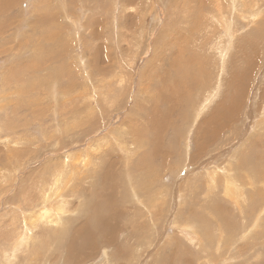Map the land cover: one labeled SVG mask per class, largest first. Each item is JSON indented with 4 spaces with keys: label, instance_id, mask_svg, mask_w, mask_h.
I'll use <instances>...</instances> for the list:
<instances>
[{
    "label": "rangeland",
    "instance_id": "obj_1",
    "mask_svg": "<svg viewBox=\"0 0 264 264\" xmlns=\"http://www.w3.org/2000/svg\"><path fill=\"white\" fill-rule=\"evenodd\" d=\"M202 1L9 0L7 1L8 4H0V264H31V259L35 254L34 247L36 250H39L38 245L41 246L40 243H37V240L42 235L47 236V232H45L47 231L46 223H38L32 229L31 238L24 240L17 247L14 245L17 240L20 241L23 233L26 236L31 234L30 231L25 232L22 225V217L25 216L30 220L33 215L39 213V208H34L31 211L30 204H33L35 202L34 199L38 198L39 194L37 191H39V184H42V187H44L47 184L46 181L50 180L44 178H52L47 172L49 173L55 168L54 166L58 165L57 167H59L64 160L67 163L70 160L69 163H74L79 173L77 174L75 172L74 177L76 178L70 182V186L76 185L74 189L77 188L82 191H80L81 197L79 196L78 199V197L73 196L72 191L68 189L70 195L68 199L72 202L70 209L76 208L81 203V200L82 203L86 200V205H88L89 199L92 201L91 196L88 198L87 192L89 190H100L101 184L103 183L102 181H98L96 184L93 182L91 175L94 168L98 162L100 163L99 166H101L116 159L104 158L102 156L100 158L101 160L98 161L97 155L99 154L101 156L103 150L117 147L116 141H113L111 137V132L116 128L119 131L122 130L121 132L124 133L123 137L125 136L124 138L126 140L123 143L124 146H130V141L133 140L135 132L146 124V109L150 107L148 101L155 98L157 89H162V77H165L167 70H174L171 68L172 64L179 55L178 51L182 53V49H185L187 54L195 53L199 57L204 54L208 58L209 63H205L204 66L212 82L216 78H219L218 75L221 72H218V67L221 64L222 58L225 57L226 60L225 71L220 75L221 78H224V80L222 78L220 81L222 83L220 84L221 94L219 92L214 97L209 107L198 117L197 124L193 125L187 133V146L190 148L188 153L191 151L193 153L196 152L194 148L198 141L196 142L195 140V134L198 126L210 117L217 103L227 93V82L230 80L233 70L232 67L236 64L237 50L239 49L238 43L235 40H242L250 35L249 32L255 26L251 25L246 28L244 23L249 22V20L244 16L248 15L246 12L242 13L241 9H234L232 11V13L234 12V16H230V19L233 22V29L239 27V33L235 35L234 42L231 45L232 47L227 51L223 41L229 38L225 34L226 24L229 22L225 23V27H219L216 20L212 19L204 9L211 7L210 2H213V0ZM237 1L241 2V0ZM204 2L207 3L204 4ZM222 2H226L227 5L230 0H222ZM242 2L245 1L242 0ZM198 3L200 6H198ZM4 5L7 7H4ZM201 10H204L203 14ZM232 13L231 15H233ZM197 20L199 21L198 23ZM37 21L40 26L39 29ZM229 28L227 25V29ZM49 29L54 33H51ZM175 32L178 33L180 40L187 37V42L186 40L182 41V43L175 41L177 51L170 55V44L168 43H171L173 40V34ZM42 38L43 42L41 43ZM255 41H252L251 45ZM37 42L40 44L39 46ZM215 46L217 49L220 46L218 50L223 55L218 53L219 51L216 48H213ZM156 52L158 55H161V61L159 57H156ZM186 53H184V58L180 59L183 63H186L188 60ZM249 53L251 57L255 56L251 58L252 63H250L253 69H257L250 78L251 83L247 84L249 85L248 95L243 99L244 101L246 99L249 105L254 104L253 108L248 112V114L250 113L249 119H251V114L257 116L258 112L260 113L261 111L255 105L258 104L260 106L262 103V97L259 94L261 88L264 87V47L263 49L253 48ZM45 58L46 60H44ZM190 61L193 62L194 58L190 57ZM155 63L156 65L158 64L159 69L152 71L150 66ZM239 65L242 66L243 64L239 63ZM192 66H195L194 70L197 71V64L193 63ZM158 71L160 72L159 75ZM190 71L192 72L191 68ZM10 72L19 77H11L6 85V79L9 78ZM156 77L157 80H154L153 78L156 79ZM158 79L160 80L158 81ZM151 81L152 83H150ZM69 85L72 86L69 87ZM59 86L63 91L60 90L61 88ZM49 92H51L50 95H48ZM41 93L46 95L43 96ZM252 94L254 95L252 96ZM199 96L197 91L194 92L195 99L199 98ZM176 97V101L180 104L181 100L178 99V96ZM110 103L111 105H109ZM249 107H245L242 111L249 109ZM237 110L235 108L233 111L234 115L237 116V123L232 129L237 125L243 129L247 126L249 120H243L242 122V115L244 116V113L241 112L240 117ZM260 114L262 115V120H260L261 122L258 121V127L264 120V112ZM78 120L81 122L84 121L85 123L81 124ZM154 120L155 123L164 124L166 129L162 130V134L160 128L157 131H153L152 129L148 136L152 137L155 134L156 140L149 142L148 148L143 150H149L154 147L153 153L157 154L156 160L153 163L154 167L160 170L162 168L160 164L164 161L163 163L166 164L164 169H170L175 164H178V159L181 160L180 148H182V145L184 146L185 141L181 139L182 134L178 136L177 132H183V123L181 121L174 122L172 118L170 121L174 124L170 125L165 120L157 117ZM252 126L253 128L249 125L251 129H249L248 134L252 135L255 132V135H258L257 138L259 137L260 142L264 145V139H262L264 137V131L258 132V129H255V119L252 122ZM145 133L146 128L143 133L144 137ZM240 140L241 137H238V139L235 138V140L229 142V145L225 144L226 146L224 148L226 150L224 148H221L222 151L214 150L221 153L219 154V160L226 158L227 160H225L228 161V158ZM160 143H162V148L158 151ZM174 143L177 145L179 152L177 154L174 153L173 157H163V154L171 151L170 146ZM212 143L214 145L219 144V138L212 140L209 146ZM214 147L212 146L209 152H206V149L209 148L207 146L204 149L206 154L200 158V161L209 159L208 155L211 154ZM13 151H15L16 155ZM22 151L23 153H21ZM222 153L225 154L222 155ZM22 156L24 159H22ZM136 156L138 157L139 154L137 153ZM194 163L195 161L192 163V167L189 166L191 169L195 167ZM224 165L228 164L225 163ZM191 169L183 168L175 178H172L169 172L167 173L162 170L161 176H163L161 182L164 185L166 184L165 186L167 187L164 190L169 193V195H166L167 201L170 199L168 196H172L176 188L179 187V184L186 186L190 181L194 174L189 173ZM72 170L74 171L75 169ZM185 170L188 171L186 172ZM194 172L199 174L204 171L203 169H198ZM114 174H117L115 167ZM129 177L133 181H137L139 178L135 173H132ZM43 182H45L44 185ZM111 182L105 181L104 189L111 190L114 187L115 190V187L120 184L123 186V175H114V178L112 175ZM184 187H182L183 189L181 188V193L185 197L187 204L183 209L184 214H182L186 215L185 210L187 205H191V194ZM115 195L119 197L114 203L121 202L123 199L124 206H121L122 213L117 218L118 222L115 223L116 230L118 228L119 230L113 234V239L109 243V246H101L91 257L81 263H74L73 259H69L68 257V254L72 256L74 253L73 251L69 253L70 236L68 235V242L67 240L64 241V251H62L60 258L57 255L51 259L53 256L52 252L48 257L49 261L52 260V263L48 264H164L167 261L171 264L200 263L197 259L193 258L192 260L190 256L192 252L195 256L199 246H195L196 244L193 245L192 242L190 243L181 233L176 232L175 228L170 232L169 229L164 230L162 226H159V231L167 232L165 237H168V239L166 241V238L163 237V239H158L157 241V238L152 235V230L142 225L141 220L145 216L137 215L136 218L139 221L131 225L133 213L130 208L134 206V204H130L132 197L126 195L120 196L116 194V191ZM196 196L201 200L199 198L197 200L193 198V201H198L201 204L210 203L212 199L217 200L220 197L219 195H212V199L207 202L204 201V192L197 191ZM197 206L194 205L192 207L199 211L197 209L199 206ZM176 211L177 209L173 213L169 212L167 214L165 221L167 225L169 223L167 220L169 219L171 222L175 217ZM89 212L91 211H87L86 214L84 213L85 215L81 212L80 215L71 214L64 217L63 223L67 226L65 231L68 232L69 226L72 227L76 224L82 225L86 218L84 216L89 215ZM229 215L231 219L226 215L227 225L233 220V214L230 212ZM122 222H130V225L128 223V228L127 226L123 227L121 226ZM139 225H142L143 228L140 229ZM132 229L140 230L132 232ZM21 233L22 236L20 237ZM176 233L179 234L180 238ZM260 233L264 237V224ZM168 234L171 235L169 236ZM5 236L8 238L6 239ZM239 239V237L237 239L235 238L232 246L233 248L237 247L240 255L232 259L223 256L222 260L225 259L226 262L222 264H264V241L257 243L255 240L253 243L254 246L247 251L250 247L248 244H251L253 240L249 238L250 241L247 239L249 242L240 243L241 240ZM234 250L235 248L232 251ZM105 251L111 257V260H109L110 263L108 260L105 261L106 263L102 261ZM86 252L91 253L90 249H87ZM178 253L181 257L177 256L176 260L174 256ZM254 253L258 255L254 256ZM220 258L215 255L213 259L217 261ZM41 264H47L46 258L42 260Z\"/></svg>",
    "mask_w": 264,
    "mask_h": 264
},
{
    "label": "bare ground",
    "instance_id": "obj_2",
    "mask_svg": "<svg viewBox=\"0 0 264 264\" xmlns=\"http://www.w3.org/2000/svg\"><path fill=\"white\" fill-rule=\"evenodd\" d=\"M7 1L9 0H0V4L1 5L6 4ZM244 1L245 2H242V0L241 2L237 0H230V2H228L226 5L227 1L223 3L222 0H213V2H210L212 5L211 7L204 8L209 14V16H211L212 19L216 20L217 24H219V27L221 28L225 27L224 26L225 23L229 22L226 24V29H225V34L229 36V38H227V40L224 39L223 41V44L226 45L225 48L227 51L231 49L232 47L231 45L234 42V37L237 33H239L238 32L239 27H235L233 29L232 27L233 22L230 19V16L231 17L234 16L233 14L234 12L232 13L234 9H241L242 13L246 12V14L248 15V16H244L245 18L249 20V22L244 23L246 28L250 27L251 25H255V26L249 32L250 35H248L245 38L243 37L244 39L242 40L241 39L238 41L235 40V42L238 43L239 49L237 50L238 54L236 56L237 58L236 64L235 66L232 67L233 70L231 73V77H230V80L227 82V85H228L227 93L226 95L224 94L223 98H221V100L217 103V106L215 107L213 113L210 114V117L205 119L198 126L196 130V134H195V140L196 142L198 141L194 148L196 149V152L193 153L191 151L190 153H188L190 148L187 146L188 145L187 144V133L189 132L190 128L193 125L197 124L196 122L200 114L202 112H205V110L209 107L210 103L213 101L214 97H216L219 94L220 87H221L220 84H222L220 83V81L223 78V77L221 78L220 75H222V73L225 71L226 60H225V57L222 58L221 64L218 67V72H221V73L219 75L217 73L219 78H216L215 81L212 82L209 77V74L206 72L207 69L204 66L205 63L207 64L209 63L208 58L204 54L200 57L197 56L195 53L187 54L186 50L182 49V53L181 51H178L179 55L177 56V58L174 60L172 64L171 68L174 70H167V73H165L166 74L165 77H162L163 78L162 85H161L163 86L162 89L161 90L157 89L158 91L156 93L155 98L153 100L148 101V103L150 104V107L146 109L147 119L145 121L146 124L144 126L146 128L145 137L143 136V133L145 132V128L141 127L135 132V136L133 140L130 141V146L128 145L124 146L123 143L126 141L124 138L125 136L123 137L124 133L121 132L122 130L119 131L116 128L114 131L111 132V137L113 141H116L117 147H114V148L111 147L109 150H103V154L101 156L99 154L97 155L98 161L101 160L100 158L102 156L104 158L109 157V158H116V159L114 161H110L106 165L99 166L100 163L99 162L97 163V166L94 168L91 176L93 177V182H95V184L98 181H102L103 183L101 184L100 190H97V191L89 190L87 192L88 198L89 196H91L92 198V201L90 199L88 200V205H86V200L83 203L81 200V203H79V205L76 208L70 209V205L72 204V202L68 199V197L70 196L68 193V189H70L72 191V195L75 197H78V199H79L80 193L82 192L81 190L77 188L74 189L76 185H73L72 187L70 186V182L72 180L74 181V179L76 178L74 177L75 172L79 174L75 168L74 163L70 164L69 163L70 160L68 161V163L66 160H64L63 163L60 164L61 166L59 167H57L58 165L54 166L55 168L51 170L52 172L50 170H49L50 171L49 173L47 172V174L51 175L52 178H44V179H48V180L50 179V180L46 181L47 183L46 185H44L45 182H43L44 187H42V184H39V187H38L39 191H37L39 194L38 198L34 199L35 202L33 204H30V210L32 211V209L34 208H39V213L37 215H33L30 220H28L25 216L22 217V225L24 227L25 232L30 231L31 234L29 236L28 235L26 236L25 233H23V236H22V233H21L20 237L21 236L22 237L20 241L17 240L14 244L16 247L19 246L20 244H22V242H24V240L31 238L32 229L36 227L38 223H46L47 231L45 232H47V236L42 235L41 236L42 238L39 237V239L37 240V243H40L41 246L38 245L39 250H36V248L34 247L33 250L35 251V254L33 255L31 259V262H30L31 264H41L44 258H46L47 264L52 263V260L49 261L48 259L49 254L52 252H53V256L51 259H53L57 255L60 258L62 251H64V247H63L65 245L64 241L67 240L68 242V235L70 236L69 237L70 245L68 248L69 253L71 251L74 252L72 256L68 254V257L69 259H73L74 263H81L85 259L91 257L96 252V250L99 249L101 246L103 247L109 246V243L113 239V234L117 230H119V228L116 230L115 223L118 222L117 218H119V215L122 213L121 206H124L123 199L121 200V202H116V204L114 203L115 200L119 197L118 195H115V191H116V194H119L120 196L126 195L128 197H132L130 204H134V206L130 208L133 213V216L131 218V225L139 221L136 218L137 215L145 216V218L141 220L142 225L144 227H149L150 230H152V235H154L157 238V241L158 239L159 240L163 239V237H165L167 234L166 231L165 232L159 231L160 230L159 226H162L164 230L169 229L170 232H172V229L175 228L176 232H178L179 234L181 233L184 237L188 239L190 243L192 242L193 245L196 244L195 246L197 245L199 246V248H197L198 250L195 256L193 255V252L190 253L192 260L193 258L197 259L198 262H200L199 264H208V263L209 264H222L226 262L225 259L222 260L223 256H227L229 259H232V258H235V256L240 255V253L237 250V247H234L235 250L232 251L234 249L232 244L235 238L237 239L239 237L240 238L239 240H241L240 243L249 242L250 240H253L251 244H248L250 245V247L248 248L247 246L248 248L247 251H249V249L254 246L253 243L255 240L257 241V243L264 241V237L260 233L263 229V224H264V145L260 142L261 141L260 138L259 137L257 138L258 135H255V132L252 135L248 134L249 129L253 128L252 122L254 119H255V129H258V132L264 131V126H263L264 120L262 121L263 123L258 127L259 125L258 121L262 120L261 119L262 115L260 113L264 112V87L261 88V91L259 94L262 97V103L260 104V106L258 104L255 105L256 107H258L259 110H261L260 113L258 112L257 116H253L251 114V119H249L250 113L248 114V112L249 110L253 108L254 104L252 103L251 105H249V103L246 102V99L245 101L243 100L244 97L248 95L247 93H248L249 85L247 84L251 83L250 78L252 74H254V71L256 72L257 70V69H253L251 65L252 63L251 58H254L255 56L252 55L253 57H251L249 51L253 48L263 49L264 47L263 45V42H264V0H260L261 2L259 0H244ZM206 3L204 2V4ZM5 6L6 5H4V7ZM198 6H200V4ZM201 11L203 14L204 10H201ZM199 13H200V10H199ZM231 13L233 15H231ZM198 22L199 21L197 20V23ZM37 24H38L37 26H39L38 21H37ZM227 25L230 27L229 29H227ZM39 28L40 26L38 27V29ZM50 29L49 31L51 32ZM51 33H54V32H51ZM173 35H174L173 40L171 41V43H168L170 44L169 46L170 55L174 54V52L177 51L175 47L176 45L175 41H179L180 43H182V41H185L187 39V37H184L183 40H180V37L178 36V33L176 32ZM254 40L256 41L253 43V45H251V42ZM42 42H43V38H42L41 43ZM39 45L40 44L38 43V46ZM213 48L215 49L216 46ZM45 49H46V46H45ZM222 50H225V49H222ZM218 51L216 52L223 55L220 50ZM184 53H186L188 57V60L186 63H183L180 60L184 58ZM156 57H159V60L161 61L162 59L161 55H158L157 53ZM190 57L194 58L193 62L190 61ZM44 60H46V58ZM51 61L50 63H52ZM193 63L197 64V67H198L197 71L194 70L195 66H192ZM239 63L243 65L240 66ZM244 64H245V67H244ZM150 68L152 71H157L159 69V66L158 64L156 65L155 63L154 65H151ZM190 68L192 69V72L190 71ZM159 73L160 72L158 71V75ZM14 76L16 78L19 77L18 75H15L11 72L9 73V78L6 79V85L9 82L8 80H10V78ZM63 77H66V76H63ZM153 79L157 80V77L156 79L155 78ZM159 80L160 79H158V81ZM48 81L50 80L48 79ZM152 81L150 83H152ZM70 86L72 85H69V87ZM60 90H62V88ZM196 91L200 95L199 98L197 99L194 98V92ZM50 94L51 92L48 93V95ZM42 95L44 96L46 94H42ZM253 95L254 94H252V96ZM176 96H178V99L181 100L180 104L176 101L177 100ZM89 100H91V98H89ZM102 102H105V101H102ZM109 105H111V103ZM247 106H250L249 109H247L248 111L247 110L242 111V109H244ZM235 108L238 109L237 113L240 114V117H241V112L244 113V116L242 115V122L243 120L245 121L249 120V122L247 123V126L245 127L243 126L244 127L243 129L239 125H237L234 129H232V127L237 123L236 121L237 116H235L233 112ZM80 111H81V108H80ZM155 117L165 120L169 125L174 124L170 121L171 118L174 119V122L181 121L183 123V127H184L183 132L182 133L177 132L178 136L182 134L181 139H184L185 141L184 146L182 145V148H180L181 160L178 159V164L177 165L175 164L170 169H164V166L166 164L163 163L164 162L163 160H162L163 161L162 164L164 165L160 164V166L162 167L160 170L154 167L153 163L156 160V155H157L156 153L155 154L153 153L154 147H152L149 150H143V149L148 148L149 142L156 140L155 134L152 137L148 136V134L150 135V132L152 129L153 131H157L160 128L161 134H162V130L166 129L164 124L155 123V120H154ZM82 123H85V122L82 121L81 124ZM4 124L6 125V123ZM249 125H251V128H249ZM148 129H150V131H148ZM238 137H241V140L239 141V144L236 146L234 151L232 150L233 152L228 158L229 160L226 161L227 160L226 158H225L226 160L225 159L219 160L220 158L219 154L221 153L219 151H214V150L222 151L221 148H224V146H226L225 144H228L229 142L235 140V138L238 139ZM217 138H219L220 143L217 145H214V143L211 144L212 146H215V147L212 149L211 154L208 155L209 159L200 161V158L204 154H206V152H209V150L211 149L212 146L211 145L209 146V143H211L212 140H216ZM262 139H264V137H262ZM99 146L101 145L99 144ZM207 146L209 148H207ZM161 148H162V143H160V147H158V151H160ZM204 149H206V152L204 151ZM224 149L226 150V148ZM141 150L142 152H140ZM170 150L173 152L171 151L166 152L165 154H163V157H166V156H168V158L173 157L174 153L177 154L179 152V149L177 148V145L175 143L172 146H170ZM13 153L15 154V151H13ZM21 153H23V151ZM137 153L139 154L138 157L136 156ZM224 154L225 153H222V155ZM24 156L26 157V155ZM22 159H24L23 156H22ZM188 161H190V163H188ZM194 161H195L194 163L195 167L191 169L193 165L192 163ZM225 163H227L228 165H224ZM114 167L117 170V174H114ZM183 168L185 169L190 168L191 172L189 173H194V174L192 178L190 179V181L187 184L185 183L186 186L185 185L182 186L181 184H179L178 185L179 187L176 188V191H175L176 193L172 191L173 192L172 196L173 195L174 196L173 197L171 195L168 196V198L170 197V199L169 201H167L166 195L167 194L169 195V193H167L166 190H164V188L167 186H165L166 184L164 185L161 182V178L163 176V175L161 176V172L162 170L166 171L167 173L169 172L170 176L172 178H175L176 175ZM72 169H75V170L73 171ZM198 169H203L204 172L196 174V172L194 171ZM185 171L187 172L188 170H185ZM132 173H135L139 176V178L137 177L138 178L137 181H133L131 177H129V175H131ZM112 175H113V178H114V175L115 176L123 175V186L124 187L122 186V184H120L119 186L115 187V190L113 186H111L113 187L111 188V190L104 189L105 181L106 182L109 181L110 183ZM180 186L182 187L185 186L184 187L185 190L189 191L190 192L189 194H191L190 195L191 205H187V208L185 210L186 215H183L184 214L183 209L186 206L187 201H185V197L182 196L183 194L181 193V191L183 188ZM197 191H201V193L204 192V201H207V202L212 199L211 197L212 195H219L220 197L217 200L212 199L210 203L201 204L198 201L196 202L193 201V198H195V200L199 198L198 196H196ZM176 194L178 195L177 196L178 199L176 197ZM199 200L201 199L199 198ZM193 204L199 206V207L197 206L198 207L197 209H199V211L196 210L194 207H192L194 206ZM175 209H177L175 213V217L172 219L171 222L168 219L167 221H169V223L167 225L165 223L166 216L167 214H169V212L173 213ZM87 211H91V212H89L90 213L89 215L84 216L86 218L85 220L83 219L84 222L82 223V225L76 224L72 227L69 226L68 232L65 231L67 226L63 223L64 217L71 215V214L80 215L81 212L83 214L84 213L86 214ZM230 212L231 214H233V220L230 221L229 225H227L226 215L230 217L229 215ZM169 218L171 219V217ZM147 220L149 221L147 222ZM128 223L130 225V222H126V223L122 222L121 226L123 227L127 226L128 228L129 226ZM142 225H139L140 229L143 228ZM140 229H135V230L132 229V232L138 231ZM171 234H168V235L170 236ZM179 234L176 233L177 236H179ZM5 237L6 239L8 238L7 236ZM249 238L251 239L249 240ZM167 239L168 237L166 238V241ZM247 239L249 241H247ZM183 241L185 242V240ZM44 243L45 245L43 246ZM181 244H182V241H181ZM87 249H90L91 253L86 252ZM42 253H43V257H42ZM215 255L221 258L215 261L213 259ZM256 255L258 254L254 253V256ZM177 256L181 257L179 253L176 254L174 256L176 260H177ZM122 258L125 259V257L123 256ZM106 260L108 261L111 260V257L105 251L104 258L102 261L105 262ZM164 264H171V263H168L167 261V263L164 262Z\"/></svg>",
    "mask_w": 264,
    "mask_h": 264
}]
</instances>
